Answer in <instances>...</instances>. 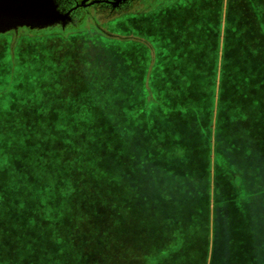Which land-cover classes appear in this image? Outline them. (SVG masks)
<instances>
[{
    "label": "trees",
    "instance_id": "16d2710c",
    "mask_svg": "<svg viewBox=\"0 0 264 264\" xmlns=\"http://www.w3.org/2000/svg\"><path fill=\"white\" fill-rule=\"evenodd\" d=\"M244 3L234 0L232 15L226 11L218 21L214 48L210 38L197 56L178 50L188 82L167 90L171 105L154 114L153 107L154 120L146 112L152 102L143 98L139 114L128 115L135 90L119 93L120 79L105 69L102 81L113 87L92 98L90 109L69 105L68 76L61 89L41 77L59 70L52 56L53 42L64 40L58 33L0 36V264H144L159 252L161 264H264V167H246L243 157L256 151L264 163L262 75L254 67L264 34L261 11L249 12ZM105 41L146 46L134 35ZM169 41L182 45L177 36ZM128 48L105 61L128 69ZM141 87L144 98L153 96L151 86ZM169 133L177 143L173 136L159 143ZM191 137L207 145L200 167H186L191 161L182 158ZM173 143L172 156L163 152ZM146 153L155 154L157 167L142 164L138 179L132 175L138 184L120 189L118 167L133 166L136 155L145 164ZM150 224L156 231L150 242L134 234L132 228ZM121 230L128 238H120Z\"/></svg>",
    "mask_w": 264,
    "mask_h": 264
},
{
    "label": "rangeland",
    "instance_id": "374dc122",
    "mask_svg": "<svg viewBox=\"0 0 264 264\" xmlns=\"http://www.w3.org/2000/svg\"><path fill=\"white\" fill-rule=\"evenodd\" d=\"M233 2L234 0H150L149 9L146 10L147 13L143 14L142 11H139L138 14L127 15L119 18L118 20L106 22L104 23V26L101 22L107 20L100 19L99 26L101 28H95L94 25H92V22L88 19L82 20L84 16L83 11V13L71 12L70 20L65 25L59 24L42 29L37 27L30 28L29 26L24 25L22 27H18L17 30H9L4 33H0V36L8 34L9 38H15L17 36L19 38L21 36H41L43 32L52 34L58 33V35L63 36L64 40L61 41L60 39L53 42L52 56H55L53 65H56V68H59L60 71H52L51 75L43 73V76L41 77L54 81L52 86L58 85L61 89L62 86H65V83H61L62 80L68 76V80L71 82V89L74 91V94L71 95V97L75 95L73 98L70 97V100H68L69 105H79V109L81 111L84 110L80 108V106L90 109V104H93L92 98L99 96V93L104 92V89H111L113 87L107 86L106 83L102 81L103 77L107 78V76L111 75L113 80L120 79V81L116 84L120 89L119 93H122L121 89L124 86L135 90V95L131 98L129 103V106L132 109L129 110V112L128 110H123L125 109V103L121 99L122 116L124 117L123 112H128V115L132 112L139 114V109L136 107L139 105L140 99L142 101L143 98V103L149 104L152 102L149 109H146L147 111H145L150 116V119L154 120L151 112L153 107L156 109V111L153 112L154 114L157 113V111L159 112L158 109H160V105H168L169 103L170 104L168 106L171 105L170 96L172 93L167 90L184 89L186 87V83L188 82L187 77L183 80V75L180 73V68L183 66H180L179 61L183 64L184 59L179 55L180 52L177 54L178 50L184 51V54L189 56V58L191 56H197V54L202 53V49L207 52V45L210 43V38L213 40L212 46L214 48L218 21L221 19V21L224 22L226 11L229 17L232 15L234 12V9L232 8ZM244 2L249 12H255L256 10L261 11V25L263 27L262 33L264 34V2L260 6L255 3L257 5L256 7L251 3V1L249 4V0H244ZM254 2H257V0H254ZM246 20L249 21L248 18H246ZM132 35L139 37V40L141 39L146 46L142 48L141 42L139 41H129L127 45H123V43L114 44L106 41L103 42L104 37H115L116 39L123 40L127 36L132 37ZM173 36H177V38L182 41V45L175 42L170 43L169 39ZM167 41L170 44L165 46L163 43L165 42L166 44ZM184 43L186 45L185 47H183ZM247 44L252 49L253 43L248 42ZM220 46L223 48L222 45ZM127 47H129L127 50L129 52L130 59L128 69L123 70V63L120 61L117 65L115 64L117 67L120 65V68L111 64V59L107 60L108 63L105 61L108 56L112 59H116L118 53L121 54L123 49ZM114 49L116 51L115 54ZM58 52L63 54L58 55ZM221 53L222 50L220 51L219 60L221 58ZM254 57H258V62H256L254 67L258 69V74L262 75L261 88H263V90L261 97L264 98V44L258 43V47L254 52ZM93 62L95 63L94 66ZM200 65L202 66L201 63ZM207 66L208 64L204 65L205 70L207 69ZM193 67L194 64L189 66V68ZM104 69L109 71L107 76H104ZM196 72L197 70H194V73ZM101 76L102 78H100ZM128 76L130 80L129 84H124L123 82L127 80ZM170 79H175L176 82L170 83ZM146 84L154 89L153 96L148 98H144L145 94H143V87H141L146 86ZM44 92V89L38 90L37 94L40 99H43ZM83 96L90 97L87 100L88 102H86L89 104L86 105L84 103L85 100ZM153 97L154 99L160 101L159 105H156L153 100L150 99ZM179 107L181 108L180 105ZM74 108L77 109L78 107ZM262 115L264 117V101L262 103ZM89 122H92L93 124L96 123L93 118H90ZM160 136L161 139L159 143H167V139L172 136L173 138H171V141L175 143H177L179 139L170 133L166 134V136ZM254 142L256 143V141ZM187 144V149L189 151H186L185 154V158L187 160L184 159V157L182 158L185 161H191V164L186 167H200L199 163L202 162L203 153H200L199 151L207 147L206 143L203 141L199 145L197 144L196 139L191 137L187 141ZM174 145L175 147L168 146L167 148H164L163 152L166 154L169 153L170 156H172L175 152L174 149L177 147L176 144ZM145 157L147 158L145 164L142 163L144 162L143 156L136 155L133 158V166L122 164L123 167H118L119 174L121 175V178L119 179L120 189L121 186H123L125 190H128L127 181L137 183L133 176H135V179H138L136 178L138 177L137 171L138 168H142V164L143 167L144 165L146 166L144 168L154 169L157 167V157H155V154L152 153V155L147 156L146 153ZM243 157L244 163L247 165L246 167H256L257 165H254V162L258 163L261 167H264V163H262L261 157L256 154V151H252L249 155H245ZM213 165L211 167H213ZM191 171L192 173L190 178H197L196 170L192 168ZM123 178H125V180ZM198 178L200 177L198 176ZM150 226L151 227L148 228L134 227L132 229L133 231H138L134 234L138 235L140 239L150 242V237L153 238V233L156 232L152 224H150ZM120 238H128L125 237L124 230L120 231ZM132 251H134V249ZM153 253L154 251L150 252V254ZM163 256L164 254L159 252L156 256H154V261L150 258L144 261V264H161V262H156V260L159 258L162 259ZM141 261H143V259H140L139 263H141ZM77 263H79L78 260L77 262L73 261L71 264Z\"/></svg>",
    "mask_w": 264,
    "mask_h": 264
},
{
    "label": "water",
    "instance_id": "95a60500",
    "mask_svg": "<svg viewBox=\"0 0 264 264\" xmlns=\"http://www.w3.org/2000/svg\"><path fill=\"white\" fill-rule=\"evenodd\" d=\"M54 0H0V33L30 28H47L67 24L72 10L59 11Z\"/></svg>",
    "mask_w": 264,
    "mask_h": 264
},
{
    "label": "crops",
    "instance_id": "0c3cea01",
    "mask_svg": "<svg viewBox=\"0 0 264 264\" xmlns=\"http://www.w3.org/2000/svg\"><path fill=\"white\" fill-rule=\"evenodd\" d=\"M54 2L57 5V8L60 9L59 11H62L63 9L65 11L72 10L71 11L72 13L74 12L83 13V11H81L82 9H84L82 0H54ZM106 2L110 3L111 9L113 11L124 12L122 15L110 21L118 20L119 18L127 16V15L138 14L139 11H142L143 14L147 13L146 10L149 9V4H150V0H139L135 2L134 4H133L134 0H92L89 4L85 6H91L93 4L102 5L103 3H106ZM132 4H133V7H132ZM110 21H104V22H101V24L104 26V23L110 22Z\"/></svg>",
    "mask_w": 264,
    "mask_h": 264
},
{
    "label": "flooded vegetation",
    "instance_id": "af4514ba",
    "mask_svg": "<svg viewBox=\"0 0 264 264\" xmlns=\"http://www.w3.org/2000/svg\"><path fill=\"white\" fill-rule=\"evenodd\" d=\"M82 1L84 5V9L81 10V11H84V16L82 20L83 19L90 20L92 22V25H94L95 28H101L99 26L100 19L110 21L124 13L121 11L120 12L113 11L111 9L110 3L108 2L103 3L102 5L93 4L91 6H85L89 4L92 0H82ZM137 1L139 0H134L133 4ZM133 4H132V7H133Z\"/></svg>",
    "mask_w": 264,
    "mask_h": 264
}]
</instances>
